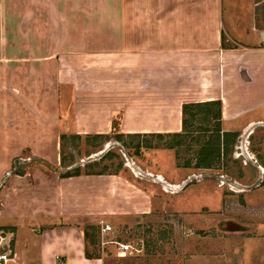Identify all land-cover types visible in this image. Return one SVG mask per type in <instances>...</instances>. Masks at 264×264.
I'll return each instance as SVG.
<instances>
[{
    "label": "crops",
    "instance_id": "obj_1",
    "mask_svg": "<svg viewBox=\"0 0 264 264\" xmlns=\"http://www.w3.org/2000/svg\"><path fill=\"white\" fill-rule=\"evenodd\" d=\"M0 42L1 58L37 77L0 78V117H50L48 130L64 122V134L110 140L114 117L125 136L175 133L183 104L220 100L223 131L264 123L225 126L264 117V0H0ZM54 155L45 146L40 158L60 166ZM60 173L36 164L1 191L0 222L15 227L7 264H105L85 256L83 226L155 204L135 176ZM30 178L23 203L3 207Z\"/></svg>",
    "mask_w": 264,
    "mask_h": 264
},
{
    "label": "rangeland",
    "instance_id": "obj_2",
    "mask_svg": "<svg viewBox=\"0 0 264 264\" xmlns=\"http://www.w3.org/2000/svg\"><path fill=\"white\" fill-rule=\"evenodd\" d=\"M7 45L0 42V53ZM17 63L15 58L0 57V78L9 84L36 82L35 74L18 69ZM15 118L0 117V193L11 177L19 175L13 171L23 169L26 173L47 146L59 160L64 154L60 166L45 160L61 172L78 168L81 172L135 176L155 198L147 214L102 220L115 230V235L109 233L107 239L144 244L139 253L118 257L112 244L102 246L99 239L97 247L105 264H264V123L256 122L238 131L228 154L206 169L196 167L198 144L193 137L203 136L196 132L183 137L181 145L168 148L165 144L176 142L172 136H125L121 141L114 137L104 141L87 135L73 139L68 130L65 134L70 137L61 147L60 135L66 123L57 132V127L48 130V124L53 128L50 117ZM253 118L264 117H240L225 126L240 127ZM38 130H47V134L37 137ZM138 144L139 152L135 149ZM147 144L151 147H145ZM157 174H162L165 181L159 182ZM32 182L28 179L24 190L21 187L24 192L6 198L3 207L17 209ZM164 186L168 191H163ZM14 228L0 222V253L11 246L10 231Z\"/></svg>",
    "mask_w": 264,
    "mask_h": 264
},
{
    "label": "trees",
    "instance_id": "obj_3",
    "mask_svg": "<svg viewBox=\"0 0 264 264\" xmlns=\"http://www.w3.org/2000/svg\"><path fill=\"white\" fill-rule=\"evenodd\" d=\"M222 103L220 100L197 102V103H185L182 106V130L181 132L168 133V134H149L151 136H158L161 139L165 136H172L176 139V142L171 144H165L168 148H174L182 144L183 137L190 136L196 133L203 134V136L193 137V140L198 144V163L197 168H212L215 162L220 161L224 156L228 154L230 143H234L238 132L223 131L222 129ZM121 119V117H120ZM113 118L112 121V137L121 141L125 135L121 132L120 124L121 120ZM129 137H140L143 134L127 135ZM70 136L66 134L60 135L61 147L63 142ZM88 137L93 139L108 140L110 137L106 135L95 134ZM71 138L80 139L81 136L77 134H71ZM181 139V140H180ZM183 139V140H182ZM145 147L150 148L151 144H147ZM137 152H139L140 145H136ZM136 152V153H137ZM63 154V153H61ZM62 156V155H61ZM64 156V154H63ZM61 158V164L64 162V157ZM37 164H41L46 168L58 171L57 167H53L49 162L42 158H35ZM190 166V165H186ZM14 174L23 175L25 171L23 169L14 170ZM98 175L105 174V172L98 171H85L81 172L80 169L75 168L74 171L61 172V177L78 176L81 174ZM99 226L91 223H87L82 228V234L85 241V256L87 258H101L102 254L99 252L97 244L99 235Z\"/></svg>",
    "mask_w": 264,
    "mask_h": 264
},
{
    "label": "built area",
    "instance_id": "obj_4",
    "mask_svg": "<svg viewBox=\"0 0 264 264\" xmlns=\"http://www.w3.org/2000/svg\"><path fill=\"white\" fill-rule=\"evenodd\" d=\"M99 235H100V243L102 246L107 244H112L115 250V253L118 257H125L127 255H134L139 253L140 250H143L144 244L138 243L133 244L131 241L120 240V239H107V235L113 234L115 235V230L109 223H103L99 221ZM10 255L7 252L0 253V264H7L10 260Z\"/></svg>",
    "mask_w": 264,
    "mask_h": 264
}]
</instances>
